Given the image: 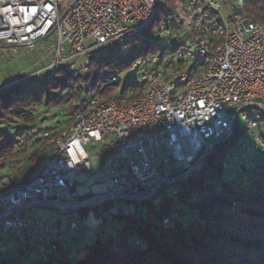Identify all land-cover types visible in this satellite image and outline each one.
I'll return each instance as SVG.
<instances>
[{"label": "built area", "instance_id": "obj_1", "mask_svg": "<svg viewBox=\"0 0 264 264\" xmlns=\"http://www.w3.org/2000/svg\"><path fill=\"white\" fill-rule=\"evenodd\" d=\"M157 13L156 0H0V47L33 48L42 38L51 41L46 47L50 62L35 73L37 77L26 75L15 83L40 80L43 72L53 74L60 67L75 76L89 75L94 50L120 41L126 49L152 28ZM184 14L195 50L183 51L173 44L175 52L162 60L152 55L134 100L118 104L112 96L92 94L76 105L66 128L59 123L41 128L37 146L48 151V158L34 177L17 187L0 182V256L26 255L28 245L21 242V235L28 224L11 217L15 211L32 207L63 211L68 235L77 230L69 211L111 202L108 215L130 214L134 202L165 186L174 185L175 196L179 190L175 184L188 178L203 151H212L214 144L206 143L232 135L238 114H243L250 132L264 123V26L243 12L242 0H186ZM179 22L181 17L175 15L159 29L171 33L167 26ZM80 58L84 60L76 70ZM251 111L254 114H246ZM28 133L33 135L35 129ZM90 145L101 155L109 154L102 171L90 167ZM263 155L264 134L253 135L250 141L238 137L221 163L222 174L226 178L237 174L241 162ZM80 171L107 181L109 188L76 198L67 173ZM178 220L176 212L165 215L162 228L173 229ZM31 230L35 235L52 232L37 224ZM12 234L20 241L18 246L10 245ZM80 234L88 236L87 231ZM51 250L56 247L51 245Z\"/></svg>", "mask_w": 264, "mask_h": 264}, {"label": "trees", "instance_id": "obj_2", "mask_svg": "<svg viewBox=\"0 0 264 264\" xmlns=\"http://www.w3.org/2000/svg\"><path fill=\"white\" fill-rule=\"evenodd\" d=\"M156 1L157 25H153L143 36L151 29L159 28L163 21L179 15L181 0ZM242 10L252 21L264 26V0H242ZM167 28L171 32L184 31L187 21L183 19ZM155 52L152 51V55ZM169 54L164 49L159 58L162 60ZM142 57L130 62L126 60L121 68ZM106 65L105 62L93 61L89 75L79 73L77 76L67 67H60L54 74L43 72L40 80H24L0 89L2 184L9 187L26 184L34 177L33 171L31 177L26 173L40 167L48 156V151L42 153L37 146L44 120L34 117L30 111L51 112L67 104L69 110L64 113L70 118L76 105L85 102L90 93L100 97L112 96V88L102 92L99 89L116 77L111 72L94 71ZM93 76L97 78L92 86ZM140 89L139 83L131 82L121 94H128L129 99L134 100ZM15 119L30 124L22 123L20 129L13 127L9 130L7 122ZM28 127L35 129L33 135H29ZM18 138L29 143L32 148L30 155L20 150L23 146L19 145ZM217 143H214L212 151L206 149L199 155L194 162L198 165L185 181L175 184L179 190L174 199L163 193L164 188H170V192L174 188V185H168L159 193L134 202V210L130 214L117 212L108 215L111 202L92 208L103 226L98 229L96 240L85 247L88 251L82 252V256L72 262L68 257L69 246L54 241L57 250L51 251L46 260L37 261V264H264V155L241 162L236 167L237 174L230 173L226 178L221 170L226 156L215 150ZM14 154L21 157L15 159ZM41 154H45L42 162ZM200 156H203L201 162ZM12 164L15 165L14 170ZM193 196H196L195 199H192ZM155 200L158 202L155 203ZM83 210L76 211L83 213ZM172 212L179 214V220L173 229L165 230L162 220ZM6 256H0V264H12L16 259Z\"/></svg>", "mask_w": 264, "mask_h": 264}, {"label": "rangeland", "instance_id": "obj_3", "mask_svg": "<svg viewBox=\"0 0 264 264\" xmlns=\"http://www.w3.org/2000/svg\"><path fill=\"white\" fill-rule=\"evenodd\" d=\"M185 7L186 0H181L179 3L180 10L178 13L181 17V20L185 19ZM223 15L226 16L228 13L223 10ZM154 25L156 26L157 22H155ZM159 28L151 29L141 38V40L130 42L124 50H122L124 42L120 41L114 45L112 44L105 46L102 50L96 49L93 51L95 63L105 62L107 64L105 68L96 69L94 71L97 72L100 70L103 73L111 72L116 77V79L119 80L118 85L112 88V97L117 100L118 104L121 103V100H125L126 102L133 100L129 99L128 94L122 95L121 93L131 82L139 83L141 81V77L145 70L151 66L148 62V59L152 56V51L156 50L154 54L161 56L164 49H166L167 53H170L172 50L171 46L173 44H176V46L183 51L193 52L195 50V48L191 46L193 37L191 33L187 31V29L184 31H175L165 34L160 33ZM50 44L51 41H44L36 44L33 48L0 47V89L14 84L20 79H23V77L26 75L34 74V77H37L35 73L40 71L44 66H46L47 63L50 62L49 55L46 52V47ZM145 54L146 56L142 57ZM136 57L142 58H139L136 60V62L131 63L129 66L121 68V65L126 60H129L130 62ZM78 60L79 64L76 65V70L79 69V65L84 59L80 58ZM136 63L138 64L135 65ZM191 66L192 65H189L187 68L189 69ZM96 78V76L92 77L90 85L93 86L92 83L96 82ZM32 81H37V79H31L30 82ZM92 94L93 93H90L89 96ZM65 110L67 112L69 110V106L67 104L60 105L51 112H47L45 110H31L30 112L34 113V117L41 118V121L44 120L43 124H41V127L52 126L56 123H59L60 128L63 129L66 128V122L69 118L65 115ZM251 113L254 114L252 111L246 114L250 115ZM242 116L243 114L237 115L232 135L221 139L215 146V150H220L221 153L226 157L229 155L238 137H242L243 139L250 141L253 135L264 134V123H260L257 130L250 132L247 130V121L242 119ZM22 123L26 125L30 124L28 121H22L18 119L7 122L9 125V130H11L13 127H21V125H23ZM30 128L32 127H28L27 129ZM17 140L19 141V145L23 146V148L20 150L25 151L27 156L30 155L32 148L29 147V143H26L22 138H18ZM206 144L209 146L214 144V141H208ZM87 149L89 152L90 167L92 169H98L102 171L109 163V154L107 152L102 153V155L99 154L96 146L90 145ZM16 152L18 153L19 150L17 149ZM14 155L16 156L15 159L21 157L20 154ZM40 156V160L42 162L45 158V154H41ZM102 156L106 159L104 162L101 161ZM47 158H45V160ZM13 165L14 164H12V166ZM13 167L14 168L12 169L14 170L15 165ZM32 169L26 173L28 177H31V171H33V174H35L37 168H34V170ZM67 174L74 183V196L84 197L89 195H97L104 193L109 188L107 181L98 180L86 172H69ZM163 193L165 196H168L169 199H174V196L170 194V188H164ZM195 197L196 196H193L192 199H195ZM157 202L158 200H155V203ZM69 212L77 220L78 228L77 231L67 236V238L70 237V249L68 252V257L72 262H74L76 259L82 256V249H84L87 245H90V238L92 237L93 233L99 229L101 219H98L97 216L94 215V211L91 209L83 210V213L77 211ZM15 216L21 217L28 224L26 233L21 235V242L23 241L28 244V248L25 250L26 255L16 258L13 260L12 264H37V261H44L51 254L50 247L54 241L58 240V244L62 245L63 239L55 236L54 231H52L49 235H45L43 233L35 235L32 233L31 227L35 224H38L41 228L46 226H52L54 229L61 227L66 231L68 229V223L64 212L49 207H32L15 211L11 217ZM81 230L87 231L89 237H82L80 234ZM11 237L12 239L10 241V245L18 246L20 241L18 242L15 240L16 234H12ZM37 240H39L40 243H37ZM6 257H10V255H7Z\"/></svg>", "mask_w": 264, "mask_h": 264}, {"label": "water", "instance_id": "obj_4", "mask_svg": "<svg viewBox=\"0 0 264 264\" xmlns=\"http://www.w3.org/2000/svg\"><path fill=\"white\" fill-rule=\"evenodd\" d=\"M46 40V37L45 38H42V39H40V40H38L35 44H39V43H41V42H44ZM118 83H119V80L118 79H116V78H112L111 80H109V81H107V82H105L101 87H100V89H99V92H102L103 90H105V89H108V88H114L115 86H117L118 85ZM217 142H219V141H217ZM170 194H171V192H170ZM76 198H81V197H78V196H75ZM84 197H86V196H84ZM50 208V207H49ZM97 208V207H96ZM89 209H92V208H89ZM89 209H85V210H89ZM58 210V209H57ZM78 210V209H77ZM76 211V210H75ZM74 211V212H75ZM63 212V211H62ZM66 217V216H65ZM76 222H77V220H76ZM38 225V224H37ZM39 226V225H38ZM46 227H51L52 228V231H54V228L52 227V226H46ZM78 229V228H77ZM77 231V230H76ZM81 231H83V230H81ZM97 231V230H96ZM95 231V232H96ZM49 235V234H48ZM67 236H68V229H67ZM83 237V236H82ZM87 237H89V234H88V236ZM26 244V243H25ZM28 245V244H27ZM51 245H54L55 247H56V245L54 244V243H52ZM51 248V247H50ZM56 250H57V247H56ZM83 250V249H82ZM52 251V250H51ZM52 252H55V251H52Z\"/></svg>", "mask_w": 264, "mask_h": 264}, {"label": "crops", "instance_id": "obj_5", "mask_svg": "<svg viewBox=\"0 0 264 264\" xmlns=\"http://www.w3.org/2000/svg\"><path fill=\"white\" fill-rule=\"evenodd\" d=\"M54 233H55V236L63 239L62 245L69 246L70 237L67 238V230L65 231L61 227H57L56 229H54ZM57 242H58V240H57Z\"/></svg>", "mask_w": 264, "mask_h": 264}]
</instances>
